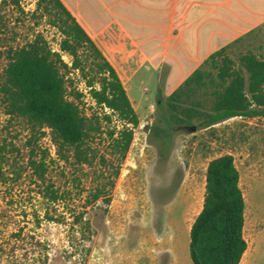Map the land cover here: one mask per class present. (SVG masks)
Returning a JSON list of instances; mask_svg holds the SVG:
<instances>
[{
	"label": "trees",
	"instance_id": "16d2710c",
	"mask_svg": "<svg viewBox=\"0 0 264 264\" xmlns=\"http://www.w3.org/2000/svg\"><path fill=\"white\" fill-rule=\"evenodd\" d=\"M22 1L3 3L20 9ZM37 10L62 34L60 49L72 58V66L52 52L40 34L23 47L5 49L0 26V62L6 60L0 66V109L8 122L23 121L29 134L25 163L16 159L19 149L9 135H0V264H29L36 258L46 264L50 256L49 247L22 225L6 231L13 226V219L3 216L8 209L23 219L31 217L36 226L41 222L66 226L69 242L82 244L70 256L87 257L90 249L85 243L94 234L87 215L99 202L110 205L140 124L114 68L62 1L38 0ZM231 47L212 54L167 98L163 115L167 128L158 134L169 137L174 125L205 129L237 117L264 119V60L249 52L239 57L237 68L228 54ZM72 72L80 73L102 115L84 112L83 95L77 91L68 98L67 84L73 82L67 76ZM115 115L120 127H110ZM105 126L108 152L102 153L95 140ZM46 130L57 160L70 166L71 178L63 184L50 176L53 162L40 145ZM245 209L234 158L212 159L206 168L202 209L190 229L193 264H241L247 250Z\"/></svg>",
	"mask_w": 264,
	"mask_h": 264
},
{
	"label": "rangeland",
	"instance_id": "374dc122",
	"mask_svg": "<svg viewBox=\"0 0 264 264\" xmlns=\"http://www.w3.org/2000/svg\"><path fill=\"white\" fill-rule=\"evenodd\" d=\"M3 1L0 0V26L5 49L23 47L39 34L50 48L59 49L63 36L37 10L38 0H23L20 9ZM249 52L264 60V29L228 50L237 68L239 57ZM71 59L65 56L67 62ZM5 64L6 60L0 62L1 67ZM67 77L73 82L67 84L68 98L72 99L71 92L75 90L83 95L84 112L102 115L81 82L80 73L72 72ZM175 86L176 83L164 90ZM132 87L140 124L134 129V139L116 180L110 205L99 202L87 215L94 231L92 240L85 243L90 249L87 257L70 256L75 248L82 249V244L73 246L68 239V228L63 225L41 222L36 226L31 217L23 219L21 214L8 209L3 216L11 217L13 226H8L6 231L22 225L26 233L46 244L50 249L46 264H171L169 243L176 264H193L187 229L203 205L206 168L212 159L231 155L240 174L246 203L247 250L241 264H264V119L237 117L205 129L174 125L169 137H163L158 130L167 128L163 119L167 99L158 100V86L147 78H137ZM150 104L152 108L145 110ZM2 112L0 109V135H9L19 149L16 159L25 163L27 125L21 120L8 122ZM114 126L120 127V123L113 121L110 127ZM106 129L107 126L95 140L102 153L108 152ZM40 145L49 151L53 162L50 176L60 184L68 181L70 166L57 160L48 130ZM192 204L194 209H190ZM42 261L36 258L29 264H42Z\"/></svg>",
	"mask_w": 264,
	"mask_h": 264
},
{
	"label": "crops",
	"instance_id": "0c3cea01",
	"mask_svg": "<svg viewBox=\"0 0 264 264\" xmlns=\"http://www.w3.org/2000/svg\"><path fill=\"white\" fill-rule=\"evenodd\" d=\"M61 1L114 68L138 117L137 78L167 99L212 54L264 29V0ZM168 255L176 264L170 243Z\"/></svg>",
	"mask_w": 264,
	"mask_h": 264
},
{
	"label": "built area",
	"instance_id": "2783aa9c",
	"mask_svg": "<svg viewBox=\"0 0 264 264\" xmlns=\"http://www.w3.org/2000/svg\"><path fill=\"white\" fill-rule=\"evenodd\" d=\"M51 50H52V52H55V53L60 54L62 60L65 62V64H67L68 67H71V66H72V59H71L70 62H67V61L65 60V56H67V57H70V56H69L68 54H66V53H64V52L61 51V49H60V44H59V49H58V50H54V49H52V48H51ZM93 104H94V103H93ZM105 110L108 112V114H111V113H112V111H110V110H108V109H105ZM113 120H114V121L117 120V115H115V116L113 117Z\"/></svg>",
	"mask_w": 264,
	"mask_h": 264
}]
</instances>
